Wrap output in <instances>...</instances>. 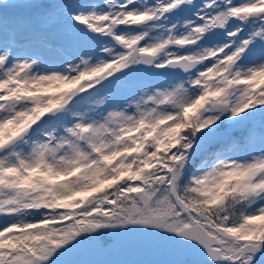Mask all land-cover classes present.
Segmentation results:
<instances>
[{"label":"snow or ice","instance_id":"1","mask_svg":"<svg viewBox=\"0 0 264 264\" xmlns=\"http://www.w3.org/2000/svg\"><path fill=\"white\" fill-rule=\"evenodd\" d=\"M118 240L264 264V0H0V264Z\"/></svg>","mask_w":264,"mask_h":264},{"label":"rangeland","instance_id":"2","mask_svg":"<svg viewBox=\"0 0 264 264\" xmlns=\"http://www.w3.org/2000/svg\"><path fill=\"white\" fill-rule=\"evenodd\" d=\"M51 91H54V89ZM136 255L137 252L130 241L118 240L114 250L111 253L96 254L94 258L104 262V264H122L123 261H126Z\"/></svg>","mask_w":264,"mask_h":264}]
</instances>
